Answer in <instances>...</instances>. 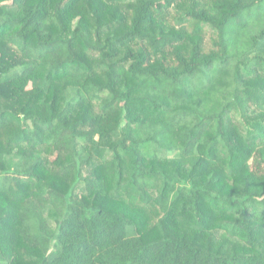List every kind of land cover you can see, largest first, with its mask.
I'll list each match as a JSON object with an SVG mask.
<instances>
[{
  "label": "trees",
  "instance_id": "1",
  "mask_svg": "<svg viewBox=\"0 0 264 264\" xmlns=\"http://www.w3.org/2000/svg\"><path fill=\"white\" fill-rule=\"evenodd\" d=\"M0 264H264V0H0Z\"/></svg>",
  "mask_w": 264,
  "mask_h": 264
}]
</instances>
